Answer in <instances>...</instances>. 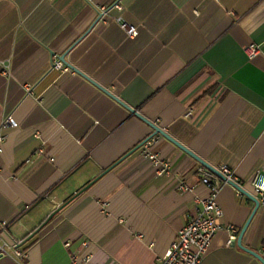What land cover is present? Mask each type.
Returning a JSON list of instances; mask_svg holds the SVG:
<instances>
[{
    "label": "crops",
    "instance_id": "1",
    "mask_svg": "<svg viewBox=\"0 0 264 264\" xmlns=\"http://www.w3.org/2000/svg\"><path fill=\"white\" fill-rule=\"evenodd\" d=\"M85 33L68 63L252 195L251 178L264 177V0H0V61L10 64L0 73V223L26 253L20 264H159L208 196L205 168L156 136L149 150L167 174L142 147L71 200L152 133L73 71L52 68ZM216 204L237 239L254 204L228 185ZM227 240L220 230L201 264H261ZM242 245L264 259V206Z\"/></svg>",
    "mask_w": 264,
    "mask_h": 264
},
{
    "label": "built area",
    "instance_id": "2",
    "mask_svg": "<svg viewBox=\"0 0 264 264\" xmlns=\"http://www.w3.org/2000/svg\"><path fill=\"white\" fill-rule=\"evenodd\" d=\"M115 8L121 10L117 5ZM100 12L102 17L107 15V11L104 8ZM120 27L128 38H134L138 34L137 27L134 25L122 22L120 23ZM245 53L251 59L258 53V47L249 45L246 47ZM52 68L62 72L70 71L56 58L52 61ZM0 73L6 77L9 75V61H0ZM26 92H29L28 86L26 87ZM3 125L10 127L16 126L11 117H7ZM2 141L3 138L0 137V153ZM149 147V142L143 146V157L149 159L153 167L157 168L158 175L167 174L169 172L168 165L164 164L156 154L151 153ZM217 171L225 177V182L219 180L206 169H199L198 176L200 177V183L207 189L208 196L203 199H196L199 205L196 215L178 231L163 257L159 259V264H201L216 234L220 230H224L228 234V240L225 244L226 248L232 247L235 244L236 232L233 227L227 226L222 228L218 224V220L222 217V211L216 204V198L222 185H228V181L238 185V180L234 177L230 169L225 166L219 167ZM250 186L252 188V195L257 199L259 206H264V177L256 172L250 180ZM176 188L181 192L188 191V187L182 180H176ZM236 192L239 196H243L238 191ZM6 229L7 223H0V257H10L20 264L26 258V253L19 249V243L17 241L9 238L6 234ZM64 246L67 248L69 243H64ZM88 263L89 258L87 256L81 259L72 256L69 261V264Z\"/></svg>",
    "mask_w": 264,
    "mask_h": 264
},
{
    "label": "water",
    "instance_id": "3",
    "mask_svg": "<svg viewBox=\"0 0 264 264\" xmlns=\"http://www.w3.org/2000/svg\"><path fill=\"white\" fill-rule=\"evenodd\" d=\"M102 17V14L98 15V20H100ZM97 20V21H98ZM86 36V33L84 35H82V37H80L65 53H63L60 57H58L59 62L62 63L63 66H65L66 68H68L69 70L73 71L74 73H76L77 75H79L80 77H82L83 79H85L86 81H88L90 84H92L94 87H96L97 89H99L101 92H103L105 95H107L108 97H110L112 100H114L115 102H117L119 105H121L122 107H124L129 113H131L134 117H136L138 120H140L142 123H144L150 130H151V134L148 135L143 141H141L138 145H136L131 151H129L126 155H124L122 158H120L114 165H112L111 167H109L108 169H106L105 171H103L100 175H98L95 179H93L91 182H89L87 185H85L80 191H78L72 198H76L77 196L81 195L82 193H84L85 191H87L95 182H97L100 178H102L106 173H108L109 171H111L115 166H117L119 163H121L125 158H127L129 155H131L132 153L136 152L137 150H139L140 148H142L147 142H149L151 139H153L156 136H160L164 139H166L167 141H169L171 144H173L174 146H176L177 148H179L182 152H184L185 154H187L189 157H191L192 159H194L198 164H200L202 167H204L208 172H210L212 175H214L215 177H217L219 180H221L222 182H225L226 179L225 177L220 174L217 169L211 167L210 165H208L207 163H205L202 159H200L199 157H197L195 154H193L191 151H189L186 147L182 146L181 144H179L177 141H175L172 137H170L168 134H166L164 131H162L159 127H157L156 125H154L151 121L147 120L145 117H143L137 110L132 109L128 106H126L124 103H122L119 99H117L114 95H112L111 93H109L107 90H105L104 88H102L101 86H99L97 83H95L92 79H90L89 77H87L86 75H84L82 72H80L78 69H76L74 66H72L70 63H68L66 61V56L68 55V53L74 48V46L80 42L84 37ZM52 57L54 56V54H51ZM228 185L230 187H232L234 190L238 191L239 193H241L244 197H246L247 199H249L250 201H252V203L254 204V208L248 218V220L246 221L245 225L243 226V228L241 229L237 239H236V246L241 249L242 251L248 253L249 255L253 256L254 258H256L261 264H264V259L258 255L257 253L247 249L246 247H244L242 245V238L244 233L246 232L251 220L253 219L255 213L257 212L258 208H259V203L257 201V199L251 195L250 193L246 192L245 190H243L241 187H239L238 185L232 183V182H227ZM69 202V201H68ZM68 202H66L65 204H63L61 207H59L58 209H56L53 213H51V215H49V217L44 221V223L35 231V233H37L43 226H45V224H47L53 216H55L59 211H61L63 209V207L65 205L68 204ZM33 236L30 235V238ZM29 239V238H28Z\"/></svg>",
    "mask_w": 264,
    "mask_h": 264
}]
</instances>
